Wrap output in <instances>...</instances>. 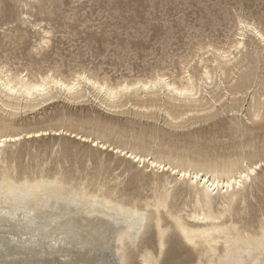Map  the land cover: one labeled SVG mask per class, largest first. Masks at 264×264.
I'll use <instances>...</instances> for the list:
<instances>
[{
	"label": "rangeland",
	"instance_id": "374dc122",
	"mask_svg": "<svg viewBox=\"0 0 264 264\" xmlns=\"http://www.w3.org/2000/svg\"><path fill=\"white\" fill-rule=\"evenodd\" d=\"M246 23L264 35V0H0V68L13 77L70 81L86 75L116 87L159 76L176 85L191 79L198 87L192 102L157 88L126 93L114 103H129L111 108L83 84L84 98L78 102L60 97L13 117L0 111V121L37 129L67 117L72 120L65 122L67 127L89 134L99 126L112 143L144 146L156 155L208 163L256 155L264 159V44L247 31L243 51L233 48ZM218 51L229 52L231 63ZM206 67L213 75L207 84L201 81ZM258 108L260 116L252 118ZM165 110L189 112L172 121ZM36 136L8 140L3 148L6 166H15L21 173L60 164L76 177L99 176L110 185L119 184L121 191L142 196L152 195L153 179L171 178L147 163L125 173L132 159L94 146L92 139L81 141L63 131ZM262 163L253 167L251 177H259L245 203L238 206L242 225L257 226L264 219ZM4 166L0 163V171ZM140 172L143 177L136 179ZM189 180L186 177L184 182ZM181 182L174 188L172 204L187 203L189 210L193 194L180 187ZM168 241L161 264H192L195 255L174 231ZM145 242L155 247L153 229Z\"/></svg>",
	"mask_w": 264,
	"mask_h": 264
},
{
	"label": "bare ground",
	"instance_id": "6f19581e",
	"mask_svg": "<svg viewBox=\"0 0 264 264\" xmlns=\"http://www.w3.org/2000/svg\"><path fill=\"white\" fill-rule=\"evenodd\" d=\"M240 28L239 40L233 47L235 51L244 47L243 36L247 31L264 44V35L256 27L246 23ZM230 56L226 51L220 53L226 63H231ZM219 70L225 73L221 66ZM212 80L213 75L206 67L201 81L207 84L206 81ZM83 84L90 86L97 98L102 97L103 105L111 108L129 103L127 100L117 106L114 100L132 91L159 88L189 101L195 100L198 94V87L191 79L186 85H176L158 76L146 82L112 87L86 75L70 81L53 76L30 81L23 76L13 77L0 68V111L13 117L60 97L78 102L84 98L80 94ZM165 112L168 118L176 121L189 110ZM259 116L260 109H254L252 118ZM59 121L37 129L18 128L0 121V163L5 165L0 171V264H134L135 260L143 264H161L171 231L195 255L192 264H264V219L257 226L242 225L241 219H237L238 206L245 203L251 184L259 177L258 174L251 177L255 172L253 167L264 162L263 158L257 155L229 158L221 163L183 160L156 155L140 145L112 143L104 128L99 126L87 134L84 130L67 127L71 118L63 117ZM60 131L75 134L81 141L92 139L94 146L126 155L133 165L125 173L147 163L158 172L170 173L171 178L153 179L152 195L142 196L121 191L119 184L110 185L99 176L76 177L60 164L55 169H24L21 173L15 166H6L8 161L3 157L6 155L3 148L8 140L18 142L37 132L43 135ZM142 175L140 172L135 177L139 179ZM186 177L189 182H184ZM180 182V187L186 186L193 194L189 210L187 203L178 207L172 204L174 188ZM152 229L155 247L150 248L145 241Z\"/></svg>",
	"mask_w": 264,
	"mask_h": 264
},
{
	"label": "snow or ice",
	"instance_id": "6c2138e0",
	"mask_svg": "<svg viewBox=\"0 0 264 264\" xmlns=\"http://www.w3.org/2000/svg\"><path fill=\"white\" fill-rule=\"evenodd\" d=\"M42 133H40V132H37V133H35V135H37V136H39V135H41ZM44 135H47V133H43ZM20 137H17V139H19ZM116 151L117 152H119L120 151V149L118 148V149H116ZM137 159H139V157H137ZM234 182V181H233Z\"/></svg>",
	"mask_w": 264,
	"mask_h": 264
}]
</instances>
